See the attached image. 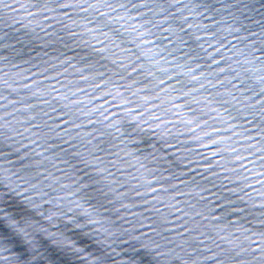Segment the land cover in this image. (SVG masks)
Masks as SVG:
<instances>
[{"label":"snow or ice","instance_id":"obj_1","mask_svg":"<svg viewBox=\"0 0 264 264\" xmlns=\"http://www.w3.org/2000/svg\"><path fill=\"white\" fill-rule=\"evenodd\" d=\"M0 8V264H264V0Z\"/></svg>","mask_w":264,"mask_h":264},{"label":"water","instance_id":"obj_2","mask_svg":"<svg viewBox=\"0 0 264 264\" xmlns=\"http://www.w3.org/2000/svg\"><path fill=\"white\" fill-rule=\"evenodd\" d=\"M228 2H231V0H228ZM0 3H10L12 7H15V5L18 4V3H25V0H0ZM23 11L24 12H32V9H24ZM44 15H47V13H44ZM205 15H207V14L205 13ZM221 16H222V14H221ZM221 16H217V17H214V18L217 19V20H220ZM13 21H15V22H13ZM204 22L206 23V21H204ZM45 23H47L49 25L48 28H44V24ZM64 23H66V21H64ZM223 24L224 25H228V24H230V21L223 20ZM219 26L220 25L218 24L217 27H219ZM55 27H56V25H53L50 20L49 21H41L38 16H24L23 12H21L19 10H17V12H15V13H8L3 8H0V44L5 42V39H4L5 34H7L10 37H19V35L21 33H28L29 35L41 36L42 33L41 32H37L36 31L37 28L43 29V31H46V32H50ZM13 30H15V31H13ZM234 35H237V33H234ZM221 42H223V41H221ZM34 43H35V41H34ZM74 51L78 52L80 50L79 49H70V51L65 52L64 54L65 55H71L72 52H74ZM6 53H7L6 49H0V56L6 55ZM221 55H226V54L225 53H221ZM213 59H215V56H213ZM11 62L13 64L17 63L16 60H12ZM200 62H201L200 60H196L195 61V63H200ZM69 63H71V62L69 61ZM205 63H206V61H205ZM220 66L222 67L223 65H220ZM17 67L18 68H26L27 65L18 64ZM189 67H191V65H189ZM56 70H58V69H56ZM203 70L204 69L201 68V71H203ZM2 71H7V69H0V72H2ZM33 71H34V69H33ZM44 74L47 75L48 73H44ZM193 75H195V71L193 72ZM23 83H27V81H23ZM0 94H2V93H0ZM72 99H76V98L72 97ZM0 103H2V102H0ZM91 118L92 117H89V119H91ZM77 131H79V129H77ZM85 131H87V127H85ZM93 135H94V133H93ZM112 143L115 144L116 142L113 140ZM186 146L190 147V145H186ZM118 147H123V146H119L118 145ZM128 147L129 148H135V147H139V146L136 145V144H132V145H129ZM216 147H219V145H216ZM106 150L107 151H111L113 153H116V151H117L116 147H113V148H110V149L106 148ZM125 150H127V149H125ZM2 151H7V149L3 148V147H0V152H2ZM200 151H202V150H200ZM117 154L119 155V153H117ZM205 155H206V153H205ZM7 158L11 159V157H7ZM109 159H111V157H109ZM121 159L126 161L129 164H132V161H131V159L129 157L121 156ZM147 166L151 167V165H147ZM0 167H3V165H0ZM125 171L132 172V169L128 168V169H125ZM133 175H134V173H133ZM181 179H183V177H181ZM153 187H154V185H153ZM119 190L123 191V189H119ZM154 195H155V193H154ZM165 203H170V201H165ZM154 207L159 208V205H155ZM129 211L136 212V211H138V209L133 208V209H129ZM224 211H226V208L222 206L220 209L212 210L207 215L215 217V216H218L221 212H224ZM120 214H121L120 212L116 213V215H120ZM145 215H147V213H145ZM174 215H178V213H174ZM124 219L131 220V218L127 217V216H125ZM231 221H232V216H231V214H229V215L224 216L222 220H215V221L210 220V221H208V223L221 224V223H224V222H231ZM173 223H179V221H174ZM187 226L188 225H185V227H187ZM233 226H235V225H233ZM240 226L241 227H248L247 224H243L242 222H241ZM124 227H127V226L125 225ZM163 228H168V225L167 224H160L159 225V227H158L159 235L161 237H164L166 240H169V241L172 242V243L167 244L166 247H172V244H176V245H178L180 247H183V245L180 244V240L178 238L173 237L171 232L160 231V229H163ZM141 231H142V229H141ZM173 231H180V229H173ZM205 235L212 236L213 239L215 237V233H213L211 231L205 232ZM220 235H223V233H220ZM233 235L234 236H239L240 233H233ZM121 239H123V237H121ZM152 239L155 240L156 243H160V241L156 237H152ZM214 242L217 243V244L220 243L218 240H215ZM220 246L221 247H225V245H222V244ZM212 251H215V249L213 248ZM203 254L207 255L206 252H204ZM217 259H219V257H217ZM161 264H167V261L164 260V261L161 262ZM206 264H212V262L211 261H207Z\"/></svg>","mask_w":264,"mask_h":264}]
</instances>
